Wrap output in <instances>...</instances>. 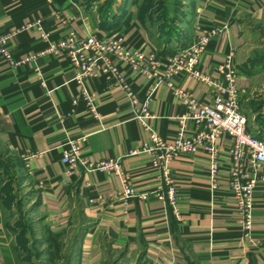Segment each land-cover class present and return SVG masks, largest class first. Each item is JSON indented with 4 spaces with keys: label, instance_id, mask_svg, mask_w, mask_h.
Masks as SVG:
<instances>
[{
    "label": "crops",
    "instance_id": "1",
    "mask_svg": "<svg viewBox=\"0 0 264 264\" xmlns=\"http://www.w3.org/2000/svg\"><path fill=\"white\" fill-rule=\"evenodd\" d=\"M192 5L185 38L190 44L208 37L199 55L201 70L218 79L220 68L232 57L248 129L264 139V58L250 63L245 30L251 22L264 24V0H194ZM89 6L84 0H0V31L17 33L10 44L12 53L35 56L18 67L0 65V144L21 159L38 194L37 211L44 225L51 234L65 236L78 217L73 264H264V168L254 193L251 237H246L229 186L228 136L216 143L221 158L217 186L204 149L176 157L166 170L158 169L152 165L154 156L141 151L145 144L155 136L171 140L182 120L190 132L197 131L179 96L166 83L155 86L154 79L123 64L139 96L135 104L101 75L80 83L77 69L51 50L75 31L82 36H121L147 55L175 52L156 43L140 17L138 1H124L105 17ZM173 82L207 102L216 91L214 85L190 76ZM84 89L95 94L97 118L84 101L73 102ZM149 95L155 117L138 118L137 110ZM79 135L88 136L82 155L90 161L121 160L138 194L129 204L115 199L124 188L117 174L82 167L73 177L66 175V141ZM29 153L35 156L27 159ZM169 181L176 188L174 204L167 197ZM144 193L146 199L140 197ZM13 247L17 243L8 231L0 188V264H11Z\"/></svg>",
    "mask_w": 264,
    "mask_h": 264
},
{
    "label": "built area",
    "instance_id": "2",
    "mask_svg": "<svg viewBox=\"0 0 264 264\" xmlns=\"http://www.w3.org/2000/svg\"><path fill=\"white\" fill-rule=\"evenodd\" d=\"M16 35L14 31H0V65L18 67L28 64L35 58L34 55L16 57L12 53L10 44ZM44 38L48 40L50 35L45 34ZM207 42L208 37H202L166 56H160L156 51L147 55L144 51L126 44L121 36L97 34L82 36L72 31L53 44L51 50L58 52L77 69V80L80 83L101 75L112 84L121 87L135 104L140 102L139 96L123 73V64L154 79L155 86L166 83L179 96L187 107L186 118L195 122L197 131L190 132L182 120L171 140L155 136L151 144H145L141 151L154 156L152 165L158 169L166 170L168 164L176 157L184 154L194 155L200 149H204L210 155L212 163L213 186H217L221 158L216 143L220 137L228 136L231 140L229 186L242 214L241 223L245 235L251 237L255 208L254 193L264 168V139L248 129V117L240 103L238 72L232 65V57L229 56L227 62L220 68L218 79L211 78L201 70L199 55L205 50ZM181 76H190L200 82L214 85L216 91L212 101L198 99L191 92L176 86L173 79ZM80 101L86 103L89 112L95 118L99 117L93 92L82 90L73 100L74 104ZM149 101L150 95L141 102V109L137 110L138 118L148 120L155 117L150 111ZM87 141V135L67 139L62 156V162L67 168L66 175L73 177L82 167L89 172L101 170L117 174L123 177L124 188L115 195V199L129 204L138 194L121 160L105 158L98 162L90 161L82 155V148ZM26 156L29 159L35 154L29 153ZM169 184L167 197L174 204L176 188L171 181ZM140 197L146 199L147 194H141Z\"/></svg>",
    "mask_w": 264,
    "mask_h": 264
},
{
    "label": "rangeland",
    "instance_id": "3",
    "mask_svg": "<svg viewBox=\"0 0 264 264\" xmlns=\"http://www.w3.org/2000/svg\"><path fill=\"white\" fill-rule=\"evenodd\" d=\"M84 1L100 17H105L127 0ZM136 1L143 23L152 30L161 48L174 52L189 45L185 34L194 13V0ZM245 30L251 50L250 63H255L264 58V24L251 22ZM0 188L7 210L8 231L17 243V249L13 247L9 253L11 264H73L78 226H81L78 217H75L76 227L65 236L51 234L37 211L38 194L27 178L21 159L1 144Z\"/></svg>",
    "mask_w": 264,
    "mask_h": 264
}]
</instances>
